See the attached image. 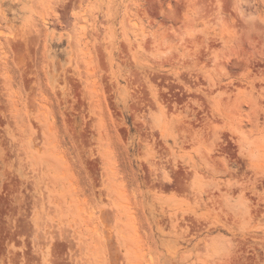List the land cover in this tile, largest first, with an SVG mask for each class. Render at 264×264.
Returning a JSON list of instances; mask_svg holds the SVG:
<instances>
[{
	"label": "rangeland",
	"instance_id": "374dc122",
	"mask_svg": "<svg viewBox=\"0 0 264 264\" xmlns=\"http://www.w3.org/2000/svg\"><path fill=\"white\" fill-rule=\"evenodd\" d=\"M0 264H264V0H0Z\"/></svg>",
	"mask_w": 264,
	"mask_h": 264
}]
</instances>
